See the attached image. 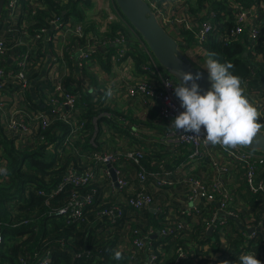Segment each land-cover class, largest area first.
<instances>
[{
    "label": "built area",
    "instance_id": "built-area-1",
    "mask_svg": "<svg viewBox=\"0 0 264 264\" xmlns=\"http://www.w3.org/2000/svg\"><path fill=\"white\" fill-rule=\"evenodd\" d=\"M54 1L61 7L75 0ZM143 1L165 30L179 26L192 35L191 50L203 58V63L196 61L204 65L198 68L207 71L209 39L224 44L246 42L249 61L264 63V51L253 49L264 44V0H209L197 17L183 18L164 16L158 0ZM97 6L99 12L107 13L109 23L127 25L112 0L107 6ZM47 8L46 0H4L0 16V136L21 154L45 145V134L55 122L70 127L62 144L66 149L75 142L83 143L85 120L77 117L76 106L82 93L92 87L78 70L92 64V57L110 46L118 47L116 61H121L129 42L123 35H111L105 30L100 37L94 31L87 32L86 25L63 16V12L61 15L60 10L44 24H38L36 16ZM134 33L137 37L135 30ZM144 56L139 66L141 76L125 86V95L147 107H156L158 119L170 127L184 111L174 92L179 81L163 70L147 48ZM243 86L245 95L263 110L264 95L251 90L248 80ZM85 107L83 104L82 109ZM99 117L112 116L105 113ZM191 136L194 134L171 128L163 144L178 155L176 159H183L175 164L172 160L155 163L156 170L152 172L145 170V155L138 149L122 154H90L86 161L94 163L104 175H114L111 192L99 190L103 188L100 185L92 186L97 183L93 182L96 174L90 168L81 173L71 162L51 193L28 185L21 192V200L16 196L9 201L14 209L0 221V246L7 228V238L17 248L13 261L3 262L0 252V264H58L64 257H69L67 264H80L108 248H119L125 264H215L224 260L221 254L226 252L237 253L238 257L256 253V259L264 264V223L261 219L258 225L250 224L241 213L258 207L264 211V154L247 148L224 151L220 146L205 144L203 128L200 138ZM184 150L188 152L182 153ZM4 155L0 144V169L5 170L0 172V183L8 180ZM123 164H129L134 171L136 187L128 181L129 167ZM149 183L153 192L147 188ZM30 191L42 197L44 203L68 193L64 204L52 209L49 216L62 218L73 228V236L78 232L81 236L52 241L42 235L36 240L32 224L39 217L17 218L18 205L27 207ZM119 192L125 193L122 204L104 201L107 195L117 196ZM246 192L255 201H243L242 206L240 195ZM147 210H152L160 221L159 229L137 215ZM81 239L79 249L76 241Z\"/></svg>",
    "mask_w": 264,
    "mask_h": 264
},
{
    "label": "trees",
    "instance_id": "trees-1",
    "mask_svg": "<svg viewBox=\"0 0 264 264\" xmlns=\"http://www.w3.org/2000/svg\"><path fill=\"white\" fill-rule=\"evenodd\" d=\"M112 1L113 4L115 5L114 0ZM46 4L48 6L47 10L45 12H41L36 16L38 24H44L46 22V19L54 14H57L58 10L61 11V15L62 12L64 13L63 16H72L78 21V23H82L84 20L81 14L82 11L75 8V4H76L75 2L71 4L74 11L73 15L70 12L65 14L64 10H66L69 7L70 5L69 3L66 5H62L60 7L59 4L56 3V1L54 0H46ZM115 7L118 9L116 5ZM125 22L126 24L130 25L127 21ZM118 28L119 26L116 25L115 28L112 29L113 35L115 33V30H118ZM89 31L91 30L87 29V32ZM123 31H124L123 36L127 39V41H130L131 37L128 36V31L125 28H123ZM136 34L140 38L137 32ZM189 39H191V37H189L188 40ZM207 46H208L207 47L208 53L209 52L216 53L215 58L219 60V62L233 64L234 67L233 69H231L233 74L239 76L243 82L248 80V85L249 88H251V90L252 89L257 90L260 96L264 95V63L258 64V63H251L249 61V54L247 52L248 44L246 42H242V43L235 42V43L224 44L221 42H217L215 39H209L207 41ZM253 49L258 53H260L264 51V44L256 45L254 46ZM134 58L136 60V65L139 69V66L145 60L144 53L137 52L136 54H134ZM83 104L86 105L84 110L82 109ZM102 105L103 104H99L97 106L92 105L90 103V97L88 96V94H84L80 97L76 106L78 110L77 117L78 118L82 117L83 120H85L84 132L88 136L84 138L83 143L79 141L75 142L74 144L69 146V149H66L65 146H63L62 144L64 143L67 135L70 133V127L67 124L59 123V122H55L47 130L45 134V141H46L45 145L39 147L37 150H34L30 153L21 154L16 152L14 148L11 147V143L6 141L4 138L0 136V144L5 149L4 157L7 159L8 162L7 165L8 180L0 183V221L6 220L10 212L14 209V207H10L9 201L16 196H18V199L21 200L22 199L21 192L28 185H34V190H43L45 194H49L52 191H54L61 181L63 171L66 168L65 166L68 165L70 162L81 173H83L84 170L88 168H96V170L91 169L96 174L95 178L93 179V182L98 181L97 179L98 175L105 177L103 171H97L99 167L97 166L95 167L94 163L86 161L87 157L90 154H93L94 152L96 153L100 151L101 152L108 151L106 149H103L104 147H101V145L98 144L97 139L101 131L99 122L102 120L104 122L105 121L110 122V120L109 118L106 117L101 118L99 116H102L105 113H109L111 114V116L115 114V117H117V115L112 109L106 108ZM155 111L156 108L153 107V109L152 108L150 109L149 114L155 113ZM260 112L262 113L260 122L264 123V103H263V110H261ZM94 119L95 121L93 123ZM50 145H53L52 148H49ZM187 152L188 150H184L182 153H187ZM151 157H152L151 164L155 165V163L159 164L167 160L169 157L174 158V157H178V155H176L175 152L174 153L169 152V154L167 156H164V158H157L155 155ZM179 159L182 160L183 157L179 156ZM149 161H150L149 159L147 160L144 159L142 164L145 167L146 171L152 172L153 170H156V167H153V169L152 167L148 168V166H150ZM177 161L178 160L176 159L175 163H177ZM97 185L99 184L93 183L92 186H97ZM100 189L105 191V189L103 188H99V190ZM67 195L68 193L58 195L54 199L46 201L44 203L42 197L36 196L34 191H30L28 197L29 203L27 207H24L25 204L23 203H20L18 205V209L20 210V213L17 218L21 219L19 217H22L23 219L25 218L32 219L35 216L39 217V219L37 218V221H34V223L32 224L33 227L36 228L35 232L37 231L36 240H38L39 237H41L42 235H43L42 238H47V240H52V241H54L58 237L78 239L81 236L80 232H78L76 235L73 236L72 235L73 228H71V225H67L62 218L49 216V212L52 209H56L64 204ZM114 197H120V196L117 195ZM113 202H117L120 204L123 203L121 200H113ZM99 204L100 202L97 200L96 205ZM139 213L142 214V216L139 218L141 220L146 219L147 225L154 227L156 230L161 227L160 221H158L155 218L154 213H152L151 211L147 210V211H141ZM7 230L8 229L6 228L5 231L3 232L4 242L0 246V252L3 253V258H2L3 262L8 260L13 261L14 257L16 256V249H17L12 243L9 242V239L7 238L8 237ZM76 243L79 249H81L82 239L81 241L77 240ZM232 244H233L232 246L235 247L236 244L235 245L234 243ZM31 247L30 249H32ZM110 250L111 249L109 248L106 249L103 252V254L95 255L88 262L81 260L80 264H125L126 261L125 257L123 260L120 261L113 260L111 258ZM8 252L10 253L9 255H7ZM232 259L235 262L238 261V258H236L234 254H232L231 260ZM67 263H69V257H64L63 259L58 261V264H67ZM215 264H220V263H215Z\"/></svg>",
    "mask_w": 264,
    "mask_h": 264
},
{
    "label": "crops",
    "instance_id": "crops-1",
    "mask_svg": "<svg viewBox=\"0 0 264 264\" xmlns=\"http://www.w3.org/2000/svg\"><path fill=\"white\" fill-rule=\"evenodd\" d=\"M207 1L209 0H158V7L166 17L183 18L188 15L197 17L202 9V6ZM74 2L76 3L75 8L82 11L81 14L84 19L82 23L86 25L87 29L91 31L94 30L95 32L96 29H99L100 32L105 30L113 35L112 29L117 25L119 28L118 30H115L114 35H124L123 28H125L128 31V36L131 37V40L125 46V56L121 59V61H116V52L118 47L110 46L105 50V52H98L96 54L98 59L93 63L95 67H97L96 70H100L97 73L99 82L102 81L105 83V91L108 88H111L113 90V96L110 99L106 98L105 95L95 96L89 94V88L86 89V92L82 93V95L88 94L90 97V103L93 102V105L97 106L99 104H103L102 106L112 109L117 115V117H115V114H113V116L109 119L110 122L105 121V125L103 120L99 122L101 131L97 139L98 144H100L101 147H105L103 149L120 154L129 150L138 149L145 154L144 159L150 160L149 165L151 164L152 160L151 156L155 155L157 158H164V156L169 154L170 150V147L163 144L165 141V134L171 129V127L158 119L156 111L155 113L149 114L150 109H153V107L143 106L139 101L128 99L125 95V86L141 76L136 65L134 54L137 52L144 53L146 46L138 37V35L136 37L134 29L130 25L127 24L126 26H120L119 24L115 23L111 24L106 20L107 13H102L103 11L99 12L97 4L100 3L104 6H107L110 0H98V2H92L91 0H75L70 2L69 7L64 10L65 14L70 12L73 15L74 11L71 4ZM73 19L78 22L75 18ZM166 30L172 37L178 40L177 42L179 48L183 46V49L180 48L181 52L195 67L197 66L195 63L197 60L203 63V58L194 54L191 50V48H193L192 35L189 32L185 31L179 26H172L170 28H166ZM189 37H191V39L188 40ZM100 73L103 74V77H100ZM99 91L101 90H97V92ZM102 96L105 97V102L103 101V98L100 99L102 100L100 102L96 99ZM109 130H112V137H109L108 134L105 133ZM107 138L108 140H106ZM170 160H172V164H175L176 157L167 159L165 161ZM177 160V162H180L179 158ZM123 166L127 168L130 165L123 164ZM91 169L96 170V168ZM97 171H100V169H97ZM199 172H201V169L196 173ZM128 176L130 179L133 178V175L129 173V170ZM97 179V183L102 186L103 189H105V186H103L105 185V177L98 175ZM237 181H239V179ZM135 185L134 187H136ZM147 188L150 192H153L151 183L148 184ZM242 188L243 187L241 186V189ZM110 197H112V199ZM157 197L164 198V195L158 194ZM240 197L243 199L241 200L242 206L244 205V202L251 204L255 201V199L247 192L242 193ZM124 199V195H121L120 197H114L109 194L105 197L104 201L111 202L113 200H121L124 202ZM151 212L153 213L152 210ZM263 212L264 211H262V209L259 207L257 210L251 208V210L247 211V213L244 210H241L242 215L248 219L247 222L250 224L255 223V225H258L259 222H261V219L264 223ZM221 255V258L224 260L220 264H223L224 261H228L229 264H238L237 261L236 263L235 261L231 260L232 254L228 255V252H226ZM203 256L207 258L206 255Z\"/></svg>",
    "mask_w": 264,
    "mask_h": 264
},
{
    "label": "clouds",
    "instance_id": "clouds-1",
    "mask_svg": "<svg viewBox=\"0 0 264 264\" xmlns=\"http://www.w3.org/2000/svg\"><path fill=\"white\" fill-rule=\"evenodd\" d=\"M216 53L209 52L205 60V69L211 81V88L201 94L196 83L202 76L197 73H184L173 70L179 83L174 87L176 97L184 109L175 117L170 127L177 132L193 133V138H200L201 129L206 133L205 144L220 146L224 151L237 148H250L259 144L258 137L264 136V123L260 122L262 113L245 95L243 81L234 75L231 63H221ZM89 94L94 95L95 89L89 88ZM106 98L113 96V90L108 88L104 93ZM0 169V172H4ZM115 261L124 259L119 248L110 250ZM223 264H229L224 261ZM238 264H261L256 259V253H242Z\"/></svg>",
    "mask_w": 264,
    "mask_h": 264
},
{
    "label": "water",
    "instance_id": "water-1",
    "mask_svg": "<svg viewBox=\"0 0 264 264\" xmlns=\"http://www.w3.org/2000/svg\"><path fill=\"white\" fill-rule=\"evenodd\" d=\"M114 3L130 26L139 34L146 48L164 71L175 79L178 78L174 75L173 70L191 73L193 76L199 73L202 78L196 83L202 90L201 94L211 88L208 72L195 67L183 55L176 39L159 24L156 16L143 0H114ZM3 4L4 0H0V16ZM258 139H260L259 144H254L247 149L264 154V136L258 137Z\"/></svg>",
    "mask_w": 264,
    "mask_h": 264
},
{
    "label": "rangeland",
    "instance_id": "rangeland-1",
    "mask_svg": "<svg viewBox=\"0 0 264 264\" xmlns=\"http://www.w3.org/2000/svg\"><path fill=\"white\" fill-rule=\"evenodd\" d=\"M95 32V31H94ZM96 34H97V36L98 37H100L101 36V33L102 32H100V30L98 29H96V32H95ZM181 49H183V46H181L180 47ZM180 49V50H181ZM98 59V57L97 56H93L92 57V60H93V63L96 61ZM89 64V65H87L84 69H80V70H78V73H79V75H81L82 74V76L89 82V84H90V86L92 87V89H95L96 91H95V96H97V95H104V92H105V83L104 82H99V80H98V78H97V73L100 71H97L96 69H97V67H95V65L94 64ZM196 63V67L198 68V67H200V68H203V66L204 65H202L201 63H199V62H195ZM164 74V73H163ZM100 75V77H103L102 75V73H100L99 74ZM92 80H93V82H92ZM97 90H101V91H99V92H97ZM101 98H103V101L105 102V97L104 96H102V97H98V98H96L99 102L100 101H102V100H100ZM92 103V105H93V102H91ZM105 104V103H104ZM105 107V106H104ZM118 110V109H117ZM104 125H105V122H104ZM106 134H108V136L109 137H112L113 136V134H112V130H109V131H106L105 132ZM86 136H88V135H86ZM106 140H108V138L106 139ZM105 148V147H104ZM104 152H109V153H113V151H104ZM142 152V151H141ZM143 153V152H142ZM142 163H143V159H142ZM154 165L153 164H150V166H148V168L150 167H153ZM129 167V170H130V174H132L133 175V178L132 179H128V181L131 183V185H135V186H137V182H136V180H135V178H134V171L131 169V167L130 166H128ZM147 167V166H146ZM89 170H91V168L89 169ZM129 177V176H128ZM114 178V175L113 176H106L105 175V190H107V191H112V185L114 184V182H115V180L113 179ZM119 194V196H121V195H124L125 196V193H123V192H119L118 193ZM150 194H152L153 195V193H150ZM111 199H112V197H110ZM162 198V197H161ZM125 200V199H124ZM137 215L139 216V217H141L142 216V214L141 213H137ZM156 218V217H155ZM235 256H236V258L238 257V254H235ZM233 260V259H232ZM234 261V260H233ZM238 262V261H237ZM236 262V263H237Z\"/></svg>",
    "mask_w": 264,
    "mask_h": 264
}]
</instances>
